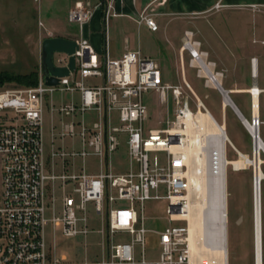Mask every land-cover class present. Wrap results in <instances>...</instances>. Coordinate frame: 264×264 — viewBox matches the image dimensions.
Masks as SVG:
<instances>
[{"label": "built area", "instance_id": "1", "mask_svg": "<svg viewBox=\"0 0 264 264\" xmlns=\"http://www.w3.org/2000/svg\"><path fill=\"white\" fill-rule=\"evenodd\" d=\"M219 8L217 5L215 9ZM91 13L90 3L76 1L69 11V21L83 25ZM151 15L147 6L139 19L156 32L158 25ZM77 44L74 54L56 53L60 57H53L57 68L68 67L71 57L75 58V69L68 76L57 77V85H47L41 66L36 86L0 90V264H63L65 259L55 255L50 240L58 229L66 238L86 235L90 204L96 214L106 216L109 237L119 233L131 237L130 241L113 243L110 259L101 264H189L190 183L181 150L172 151L173 146L181 148L185 144L183 130L187 128L189 104L184 100L183 87L166 83L157 61L140 52L127 51L119 59H109L100 57L88 40ZM182 50L189 53L190 66L205 79L206 86L219 84L223 74L216 70V63L209 61V54L192 31L185 32ZM203 65L213 71L206 75ZM89 79L97 83L86 84ZM57 92H78L80 101H61L55 109L51 97ZM150 92L158 94L162 104L172 93L182 105L172 129L144 132L143 123L149 114L142 98ZM50 106L71 118L64 124L60 139L68 135L80 137L84 148L105 162L121 149L125 138L137 170L118 175L108 169L98 174L70 170L64 153L55 152L53 155L62 162L57 169L44 149L43 118ZM91 110L97 112L98 120L87 125L83 119ZM112 113H116L117 125L111 122ZM159 154L164 155L163 161ZM78 155L85 158L87 151ZM161 199L168 201L170 221L180 224L169 226L158 235L159 258L147 260V230L141 225L136 205L142 207L147 201ZM135 246H141L140 260L136 258Z\"/></svg>", "mask_w": 264, "mask_h": 264}, {"label": "rangeland", "instance_id": "2", "mask_svg": "<svg viewBox=\"0 0 264 264\" xmlns=\"http://www.w3.org/2000/svg\"><path fill=\"white\" fill-rule=\"evenodd\" d=\"M247 13L244 15L238 13L223 12L213 15V18H218L219 23L207 24L206 17L199 18L204 20V30L209 40L208 45L217 53L218 58L223 62H219L218 59L209 54V61L216 63V70L223 74L221 79L222 93L214 86H206L205 79H198L196 77L197 70L192 69L190 66L191 57L188 52L182 53V38H173L174 31L170 30L169 36L161 35V33L154 35L142 30L137 37L138 47L142 50L144 55L156 60L161 61L162 71L165 76V82L173 87H183L184 100L188 101L189 108L195 117L200 113H205L207 110L213 115L215 120L225 125L227 135L234 145L227 144V158L230 161L239 159V152L243 153L250 158H253V146L254 140L249 130L246 128L242 120L239 119L237 111L235 112L231 107H223L224 97L223 91L231 90L232 93L229 97L239 107L241 112L245 115L247 121L253 124L255 118L252 108V96L250 88L253 86L252 78V60L256 57L250 55L248 58L243 59L241 54H246L251 51H261L264 49L261 41L255 42V38H264V26L263 24L257 25V31L254 32V26L252 19L247 17ZM210 20H213L210 18ZM261 25V26H260ZM70 30H76L75 25H69ZM181 45L177 51L170 55L172 52L171 44ZM202 49L205 51V46L202 43ZM166 54L169 56H166ZM60 57L56 54V59ZM242 61L241 65L236 66L234 72L233 66ZM245 64L248 66V71L245 72ZM231 68V72L228 68ZM190 75L194 77L196 83L190 78ZM25 88L26 86L15 83H4L0 85V90L8 88ZM227 92V91H226ZM70 97L68 94L57 92L51 97L52 105L56 107L64 100H68ZM260 110H259V122L260 135L264 142V94L260 96ZM142 102L148 108V119L144 121V132L148 133L150 130L162 131L170 130L173 127V123H177V117L180 114L182 105H179L172 93H170L167 103L162 104L160 97L155 92H150L143 95ZM199 102L203 103V108H199ZM52 108H46L44 111V149L46 154L51 156V163L55 165L57 169L61 167L60 157L54 156L55 152H63V158L68 161L70 170H85L88 173L95 171L101 167V159L99 156L91 152L89 148H84L83 142L80 137L66 136L60 139L63 126L65 123L71 121L70 117L55 111L52 114ZM2 113H0V116ZM111 115H109V118ZM115 119V115H114ZM76 121L82 120L76 118ZM87 125L98 120L97 112L94 110L85 113L83 119ZM117 125V119L114 120ZM52 127H55V132L52 133ZM78 131L80 128L78 127ZM52 134L58 135L54 140ZM54 144V145H53ZM125 145V144H124ZM117 151L114 156H109L108 166L109 172H123L130 170H137V164L131 165L130 158L125 155V146ZM86 150L87 156L82 158L78 153ZM127 154V153H126ZM159 159L164 160V155L159 154ZM262 159L264 160V152L262 153ZM264 173V163L261 165ZM196 170V169H195ZM193 174L204 175L201 169H197ZM205 176V175H204ZM254 170L252 166L235 171L232 166L227 170V200H228V263L229 264H256V245H255V226H254ZM196 188H192V201L194 204L202 201L198 196ZM161 194L163 190L161 189ZM58 196L60 192L58 191ZM168 201L166 199L150 200L147 201L142 207L140 204L136 205L137 211L140 214L141 225L147 230L145 235L144 250L148 258L156 256L159 250L158 235L163 232L167 227L177 225L180 223H173L170 221L167 215ZM57 210H60V204H58ZM89 215L95 216L94 206L89 205ZM262 216L264 218V182L262 191ZM201 218V217H200ZM199 218V219H200ZM205 232V231H204ZM53 238V236H52ZM131 237L126 233H119L114 235L110 244L113 242H127ZM211 238L207 234H200L198 242V250L200 257H210L208 251V243ZM56 250L58 254L66 252L64 248L73 243V240L65 238L61 231L58 229L56 232ZM100 240V237L91 235L88 239L90 243L84 244L88 250L96 252L98 247L92 243ZM262 243L264 253V230L262 222ZM88 246V247H87ZM141 246H139V249ZM74 250L75 260L73 264H81V259L84 256V249L82 247ZM99 251V250H98Z\"/></svg>", "mask_w": 264, "mask_h": 264}, {"label": "crops", "instance_id": "3", "mask_svg": "<svg viewBox=\"0 0 264 264\" xmlns=\"http://www.w3.org/2000/svg\"><path fill=\"white\" fill-rule=\"evenodd\" d=\"M76 1L79 0H0V73L5 72L20 76L36 72L39 76L42 65V44L48 38H64L76 42L88 40L96 53L102 58L119 59L127 51L140 52L142 56L152 58L144 55L140 47H138L137 37L142 30L156 36L159 33L169 36L170 30L172 32L175 30L171 36L173 38L181 37L182 41L185 32L192 31L196 39L204 44L205 51L208 54H212L219 62H223L222 59L218 58L214 49L209 47V38L204 30V20L199 18L206 17L205 21L207 24L218 25L219 20L216 17L213 18V15L231 11V13L241 15L247 13V17L252 19L254 32L258 29V23L264 26V0H82L90 3L92 7L91 16L83 25L69 21V11ZM217 5L220 6L219 9H215ZM147 6H150L151 17L158 25L156 32L151 31L139 19L141 12ZM210 18L213 20H210ZM68 24L75 25L77 29L75 31L70 30ZM258 41L263 44L264 38H255L254 43ZM179 46L181 45L172 43L170 55L175 53ZM181 51L184 53L183 50ZM250 55H254L258 63L257 78L252 70V87L257 85L261 89L262 95L264 94V49L247 52L246 54H241L240 57H242L243 61ZM166 56H169V54H166ZM156 61L162 70L161 61ZM241 63L238 61V63L234 64V72L237 69L236 66L241 65ZM246 66L248 64H245V72L248 71ZM191 68L196 70L193 66ZM231 70L229 67L228 71L231 72ZM163 77L165 81L164 73ZM196 77L201 79L198 75ZM190 78L196 83L192 75H190ZM95 83L97 81L94 79L86 80L88 85ZM226 91L229 94L232 93L229 89ZM64 94H68L70 97L66 101L62 100L65 103L71 101L78 103L80 101V93L78 92ZM52 111V114H54L55 111ZM116 119V113H112L111 122L113 125ZM54 130L55 127H52V133L55 132ZM52 136L54 140L57 137L56 134H52ZM123 145L127 153L125 155L130 158L125 138L123 139L122 147ZM114 154L110 156H114ZM108 159L109 157L105 162L101 159V167L90 174H98L104 170H109V164H106ZM130 163L131 165L134 164L131 159ZM127 172L129 171H118L113 172V174L118 175ZM261 221L263 222L264 230L263 216ZM106 226V216L98 214L90 216L88 211V233L86 235L80 234L75 238H68L73 240V243L64 248L66 252L58 254L56 250V234L53 239L51 238L50 241L54 245L55 255L65 259L63 264H73L75 260L74 252L79 250L77 248L82 247L84 256L81 259V264H101L108 261L112 255L111 246L115 242L110 244L112 237L108 236ZM80 227L83 228V225L81 224ZM91 235L100 237V240L92 243L98 247L96 252L88 250L85 246L90 243L88 239ZM141 253L142 249H139V246H135V255L138 260L141 259ZM159 255L160 249L153 258H148L145 252L147 260H157Z\"/></svg>", "mask_w": 264, "mask_h": 264}, {"label": "bare ground", "instance_id": "4", "mask_svg": "<svg viewBox=\"0 0 264 264\" xmlns=\"http://www.w3.org/2000/svg\"><path fill=\"white\" fill-rule=\"evenodd\" d=\"M198 55V54H196ZM204 61L206 62L205 58ZM197 63L202 65V61L197 60ZM257 60H252V70L254 76L258 77ZM206 75L213 68L204 67ZM222 81L219 84L211 85L218 89L221 93L223 90ZM221 86V87H220ZM252 96V108L254 116H258L260 110V95L261 89L256 85L249 90ZM228 92L223 91L224 104L223 107H231L235 112V108L231 104ZM199 108H203V104L199 102ZM239 119L238 112H236ZM246 128L252 135L253 157L257 156L259 150V165L260 171L256 170L254 176V220H255V202H256V218L257 230L255 227V245L258 243L256 249L257 264H264L263 262V244L262 232L259 237V220L262 225V191L264 182V173L261 165L264 163L262 153L264 152V142L260 135V122L258 126L242 120ZM186 129L183 130V135L186 136L183 147L173 146L172 151H178L184 156L187 165L186 176L189 179L190 188L188 191V215L189 220V242H190V261L189 264H226L228 262V200H227V170L232 166L235 171L248 168V160H252L249 156L239 152V159L230 161L227 158V144L231 143L225 125L219 124L212 115L206 111L200 112L196 117L191 112L190 108L186 110ZM257 133L259 138H257ZM201 169L204 175L193 174L197 169ZM196 169V170H195ZM258 177L260 183L258 184ZM256 178V189H255ZM195 187L201 197L200 203L194 204L192 201V188ZM196 191V192H197ZM201 217V218H200ZM200 218V219H199ZM205 231V232H204ZM207 234L211 239L208 243V251L210 257H200L198 250V242L200 234ZM257 237V238H256ZM229 264V263H227Z\"/></svg>", "mask_w": 264, "mask_h": 264}, {"label": "water", "instance_id": "5", "mask_svg": "<svg viewBox=\"0 0 264 264\" xmlns=\"http://www.w3.org/2000/svg\"><path fill=\"white\" fill-rule=\"evenodd\" d=\"M77 48H78V44L76 41H73V40H68L64 38H48L44 40L42 44V65L41 66L46 76L45 79L47 81V85L49 86L57 85L58 84L57 77L60 78V77L68 76L70 73V70L73 71L75 69V58L74 57H71L68 67H63V68L55 67L53 63L54 55L56 53H66L68 55H72L75 53ZM227 96L229 97L228 94ZM229 99L231 101V104L235 108V110L240 115V117L245 119V121L249 125V122L247 121V119L245 118V115L241 112L239 107L235 104V102L230 97ZM258 125H259V122H258V116H257L253 120V126H258ZM257 138H259L258 133H257ZM248 163L249 165H252L254 174H256V170L260 171L259 150H257V156H255L254 154L253 159L248 160ZM259 183H260V178L258 177V184ZM255 189H256V178H255ZM255 227L257 230L256 202H255ZM260 231H261V222L259 220V237H260ZM257 246H258V243L256 241V249H257Z\"/></svg>", "mask_w": 264, "mask_h": 264}, {"label": "trees", "instance_id": "6", "mask_svg": "<svg viewBox=\"0 0 264 264\" xmlns=\"http://www.w3.org/2000/svg\"><path fill=\"white\" fill-rule=\"evenodd\" d=\"M37 82H38V74L36 72H33L29 75H20V76H14L5 72L0 73V85L4 83H15L27 87H32V86H36ZM263 258H264V253H263Z\"/></svg>", "mask_w": 264, "mask_h": 264}]
</instances>
